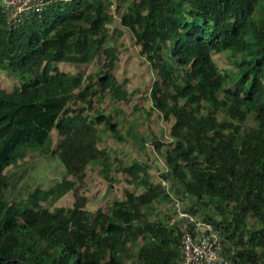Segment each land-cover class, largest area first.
I'll return each instance as SVG.
<instances>
[{"label":"trees","instance_id":"16d2710c","mask_svg":"<svg viewBox=\"0 0 264 264\" xmlns=\"http://www.w3.org/2000/svg\"><path fill=\"white\" fill-rule=\"evenodd\" d=\"M47 2L17 26L0 9V70L20 82L0 92V264H176L180 236L169 213L152 218L170 194L213 225L231 264H264V0ZM113 5L156 75L151 109L170 126L169 141L153 147L164 149L168 188L150 180L148 165L118 162L140 193L125 190L106 212L57 208L74 187L67 177L97 159V126L122 140L114 117L93 106L130 102L112 75ZM221 52L234 59L231 74L213 60ZM102 58L86 78L58 69ZM52 131L61 140L49 151ZM37 151L54 155L66 177L24 203L7 202L4 171ZM100 161L106 175L109 160Z\"/></svg>","mask_w":264,"mask_h":264},{"label":"rangeland","instance_id":"374dc122","mask_svg":"<svg viewBox=\"0 0 264 264\" xmlns=\"http://www.w3.org/2000/svg\"><path fill=\"white\" fill-rule=\"evenodd\" d=\"M111 12L113 22L108 26L112 37L109 44L116 48L117 54L112 75L118 84L125 82L130 102L118 104L105 99L103 103H97L94 100L93 106L95 110H101L105 115L114 117L116 129L122 140L103 132L101 125L97 126L100 138L96 143L99 151L97 159L77 172V175L67 177L74 183V187L53 204L57 208L76 207L93 213L106 212L114 199L125 198V190L140 193L141 187L127 184L123 172L121 169L118 170V162L124 167L132 163L148 165V174L153 182L161 180L160 174L165 171L162 159L164 149L158 152L153 144L155 141L163 143L169 141L170 123L151 109L148 97L156 75L148 62L139 55V48L132 34L121 27L120 11L115 5L112 6ZM212 57L220 73L231 74L235 70L234 59L227 53H214ZM103 61L104 58L88 66L58 65V69L86 78L93 75ZM19 84L15 76L0 70V92L14 90ZM60 140L57 132L52 131L49 151H54ZM103 156L109 160L106 175L102 173L100 161ZM4 174L9 185L3 196L7 202L14 204L26 202L35 191L49 190L66 177L58 159L50 153L42 155L40 151L7 168ZM39 203L46 206L43 201ZM169 206L166 202L154 204L155 214H152V218L164 217L170 212Z\"/></svg>","mask_w":264,"mask_h":264},{"label":"built area","instance_id":"2783aa9c","mask_svg":"<svg viewBox=\"0 0 264 264\" xmlns=\"http://www.w3.org/2000/svg\"><path fill=\"white\" fill-rule=\"evenodd\" d=\"M47 0H0L1 13L9 26H17L30 13L40 12ZM161 185L168 188L167 182ZM167 225L175 227L180 236L176 264H231L223 255L225 242L213 225L185 210L180 198L171 195ZM233 254L230 250L229 255Z\"/></svg>","mask_w":264,"mask_h":264}]
</instances>
